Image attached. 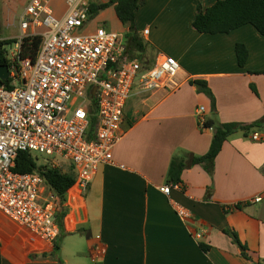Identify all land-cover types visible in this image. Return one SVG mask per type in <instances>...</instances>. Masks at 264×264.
Masks as SVG:
<instances>
[{"label": "crops", "instance_id": "crops-1", "mask_svg": "<svg viewBox=\"0 0 264 264\" xmlns=\"http://www.w3.org/2000/svg\"><path fill=\"white\" fill-rule=\"evenodd\" d=\"M217 1H144L135 13V29L140 36L148 30L142 39L150 60L158 53L177 60L180 87L135 94L127 101L113 163L98 166L85 190L74 184L66 192V214L53 246L0 214V264H264V142L251 141L252 131L236 132L216 156L212 178L197 165L188 167L194 156L208 151L213 134L199 128V107L205 120L219 123L264 120V74L257 73L264 70V36L251 25L215 35L191 26L197 2L203 11ZM54 2L53 11L61 16L63 0ZM92 20L86 32L99 25L91 26ZM118 23L111 25L125 33ZM237 43L247 49L243 67L237 64ZM191 80L206 82L215 112ZM253 131H264V125ZM176 156L186 158L187 168L181 189L167 196L160 188ZM71 169L67 162L62 168ZM256 197L261 200L254 202ZM238 203L243 207L233 210ZM174 206L190 211L192 219L181 221ZM227 228L247 247L250 260L223 232ZM96 244L105 254L93 262L90 250Z\"/></svg>", "mask_w": 264, "mask_h": 264}, {"label": "built area", "instance_id": "built-area-1", "mask_svg": "<svg viewBox=\"0 0 264 264\" xmlns=\"http://www.w3.org/2000/svg\"><path fill=\"white\" fill-rule=\"evenodd\" d=\"M89 3L63 0L64 12L58 16L51 0H29L19 17L20 34L11 44L15 53L0 38V56L7 62L0 65L8 69L7 79L0 81V214L50 246L60 233L57 199L36 172L13 171L18 153L51 158L52 168L70 163L75 184L85 190L98 166L113 163L127 101L135 94L172 93L180 87V66L173 57L158 53L144 68L126 56L123 33L104 25L85 33L92 18ZM147 34L144 29L141 37ZM33 37L40 38L36 54L22 58V40ZM91 107L96 125L89 139ZM197 123L205 129L203 107L197 109ZM249 137L264 142V131H252ZM173 189L181 185H164L160 191L168 196ZM174 209L183 222L193 217L183 207ZM90 251L93 262L105 254L99 244Z\"/></svg>", "mask_w": 264, "mask_h": 264}, {"label": "trees", "instance_id": "trees-1", "mask_svg": "<svg viewBox=\"0 0 264 264\" xmlns=\"http://www.w3.org/2000/svg\"><path fill=\"white\" fill-rule=\"evenodd\" d=\"M145 0H109L105 3H89V10L92 17L98 12L113 8L118 21L126 28L123 35L126 56L130 59H138L144 68H149L153 63L150 60L149 46L136 31L134 19L136 11L143 5ZM245 25H251L261 36H264V0H219L207 9H201L197 2V12L192 21V28L201 34H228L231 31ZM16 39H7L2 45H11ZM40 45V38H25L20 44V55L22 58H32ZM235 55L239 67H243L247 60V49L241 43L235 44ZM6 59L1 55L0 64H6ZM264 74V70L257 72ZM189 84L194 86L199 93L205 94L211 103V109L215 112L214 97L207 87L205 81L191 80ZM254 91V88H252ZM95 109L91 107L89 127L87 138L94 137L96 118ZM264 120L252 124L240 123H219L215 120H205V128H211L213 131L208 151L201 156L192 158V166L201 167L205 173L212 178L214 172V161L220 152L223 143L236 132H242L244 135L261 128ZM66 162H60V168H52L50 163H39L38 156L28 152L18 153L13 171L20 174L37 173L44 181L48 191L57 199L56 222L59 227L66 214V208L63 207L66 192L75 184L76 173L73 166L69 172L62 170ZM186 158L183 156L173 157L170 161L167 174L166 185L181 182V174L187 168ZM242 204L233 206V210H240ZM223 232L229 236L231 241L240 249V255L246 260H250L247 253V247L243 245L232 229H224ZM56 248V247H55ZM203 249H207L203 246ZM52 256L55 257L54 253ZM56 258V257H55ZM259 264V263H254Z\"/></svg>", "mask_w": 264, "mask_h": 264}, {"label": "rangeland", "instance_id": "rangeland-1", "mask_svg": "<svg viewBox=\"0 0 264 264\" xmlns=\"http://www.w3.org/2000/svg\"><path fill=\"white\" fill-rule=\"evenodd\" d=\"M29 0H0V38L1 39H16L20 34L19 31V17L22 14L25 6ZM97 1V0H90ZM54 2V0H52ZM55 4V2H54ZM59 6V5H58ZM91 26L104 25L106 28L119 32L120 30L115 29L114 26H118V20L116 19L112 9H106L98 12L94 17ZM111 26H110V25ZM87 33V32H85ZM122 33V32H120ZM124 35V33H123ZM8 52L15 53V49L12 45H8ZM153 60V55H151ZM39 163H49L51 158L41 157L39 155Z\"/></svg>", "mask_w": 264, "mask_h": 264}, {"label": "water", "instance_id": "water-1", "mask_svg": "<svg viewBox=\"0 0 264 264\" xmlns=\"http://www.w3.org/2000/svg\"><path fill=\"white\" fill-rule=\"evenodd\" d=\"M8 76V69L6 66L0 65V81L6 80ZM192 160L189 161L188 167L191 166Z\"/></svg>", "mask_w": 264, "mask_h": 264}]
</instances>
